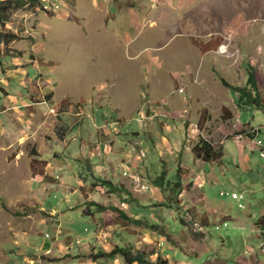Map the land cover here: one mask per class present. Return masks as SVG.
<instances>
[{
  "label": "rangeland",
  "instance_id": "rangeland-1",
  "mask_svg": "<svg viewBox=\"0 0 264 264\" xmlns=\"http://www.w3.org/2000/svg\"><path fill=\"white\" fill-rule=\"evenodd\" d=\"M56 1L60 7L52 10L39 1L14 9L0 28L18 35L1 40L5 69L23 68L11 80L18 74L28 81L22 90L11 81L5 83L8 90L0 89V96H12L0 108V264H126L123 258H101L98 263L90 259L94 252L83 247L95 230L93 214L99 210L88 214V204L78 201L80 192L50 185L47 171L64 153L66 137L76 145L72 137L80 141L79 129H92L94 122L102 125L105 110L95 105L91 111L96 102H110L112 95L104 85L111 83L122 86L131 99H155L159 104L173 91L185 93L200 84L202 97L212 100L208 106L216 126L206 132L189 122L187 136L198 130L196 138L217 141V129L227 119H222L220 102L231 90L222 79L244 86L253 67L264 99V0ZM241 114L242 121L263 127L259 138L264 145V121L253 120L249 111ZM136 116L134 112L122 127L139 129ZM236 125L237 116L229 122L227 136L235 133ZM193 145L186 141L184 149L191 151ZM254 159V179L246 171L236 174L228 156L227 179L211 183L199 173L195 176L205 201L193 203L194 195L187 190L174 195L168 204L175 210L164 208L169 234L159 231L167 237L162 254H169V260L161 258L168 264H264V175L256 167H264V156L258 150ZM54 171L56 180L78 186L69 170ZM234 191L241 195V207L231 196ZM193 206L199 214L190 211ZM205 211L209 217L201 214ZM98 234L108 248V233ZM140 250L150 261L157 260L156 246Z\"/></svg>",
  "mask_w": 264,
  "mask_h": 264
},
{
  "label": "crops",
  "instance_id": "crops-1",
  "mask_svg": "<svg viewBox=\"0 0 264 264\" xmlns=\"http://www.w3.org/2000/svg\"><path fill=\"white\" fill-rule=\"evenodd\" d=\"M0 67L1 90H8V86L5 83L9 84L10 81L13 85L18 82L19 86L16 89L20 88L19 90L24 89V86H28V81L25 78L21 79L18 74L15 80H11L12 74L14 75V72H18L23 68L9 67V70H6V65L2 58H0ZM27 72L31 73L30 70ZM14 86L16 87V85ZM104 87L109 89L112 95L110 102H101L99 104L96 102L93 104V111H91L92 113L95 111V105H99L100 108L105 110L102 125L97 126L94 122L92 129H87V131L79 129L80 141L76 137H72L76 141V145H72L73 142L70 141L66 142L68 141L66 136L71 133L72 126L78 125L82 118L79 123L72 125L65 136V151L56 158L61 164L57 162L53 170L47 171V180L51 182L50 185L63 184V187L67 188L71 193L80 192L81 199H78V201L82 200L83 203L88 204V210H86L88 214H91L95 209L98 211L94 203H99L109 208L93 214L95 230L84 244L83 248H85V251L90 252L92 250L94 252L98 249L110 251L116 246L130 245L141 249V247L145 248L146 245H149L151 248L156 246V253L153 256L156 257L160 254L169 260V254L166 256L162 254V243L167 237L159 234L157 230L147 227L145 224L159 225L160 231L165 230L169 234L165 217L167 213L164 212V208L174 209L172 204H168L169 199L174 198V193L156 186L153 183V179L162 170H166L169 171L167 180L175 181L176 173L171 174L173 167L176 172L178 166L189 169L190 173L187 177L188 179H186L188 182L190 180L193 183V187L188 189L187 192L194 195L192 196L194 199L193 203L197 199L199 201L206 200L202 187L197 188V183H194L195 176L197 177L199 173L200 179L211 181V183L221 180V177H225L230 171V167L225 163L228 156L232 157L231 167L236 170V174H239L240 171H246V173L249 172L247 174L248 177L254 179V168L257 165H253L255 162L254 157L259 148L253 144L254 136L249 134V128L252 127V131L257 127H254L251 121L244 122L240 118L242 117V112L249 111L253 114V120L260 119V121H264V110L257 108L239 109L236 104L237 95L234 93V96L230 97L231 90H229L226 93L227 100L221 99L222 101L220 102L222 104L221 112L225 111L222 119L223 117L227 119H225L226 122L224 124H222L223 121L221 120L220 128L218 127L219 129H217L218 140L210 141L207 137L201 136L214 145L221 143L223 145V156L218 160L204 161L196 158L192 151L184 149L189 122L195 121L200 125L202 131L206 132L212 130L213 128L211 127L216 126V123L212 122L210 118L212 110L208 106L212 100L202 97L203 91L202 88L199 89V87H202L200 84H193V87H198V90H193V87H190L186 88L185 93L173 91L171 96L165 98L166 102L163 101L160 104L159 100L153 102L155 99L152 101L147 99L145 102L140 97H138L139 99L137 97V99H131L128 97V92L121 90L122 86L118 84L111 83L104 85ZM141 87V84L137 87L138 95L139 91H142ZM203 90L206 91V94L207 92L212 94L211 89L209 92L206 87H203ZM171 91L170 89L169 92L171 93ZM5 96H0V108L4 107L3 105L7 103L6 100L10 101L12 98L10 94ZM24 102L25 104H30L26 103V101ZM10 108L12 107L9 106L7 109ZM7 109L2 108L1 111L3 112ZM214 111L218 110L215 109ZM134 112L137 113L136 119L140 128L125 129L122 127L125 124L124 121L133 115ZM221 112H219V115H221ZM219 115L218 119H220ZM87 116L91 117L90 114H87ZM236 116L238 117V125L235 126V133L227 136L228 134L225 133L229 132L227 126ZM256 126L260 127V125ZM262 128H260L261 131H263ZM224 135L227 137L224 138ZM197 136L198 132L193 136L192 144L198 141L199 138H196ZM112 155L113 157H110ZM68 160L74 163H70ZM256 167L259 170L258 172H262L264 175V167L261 165ZM208 168L210 169L208 170ZM118 169L119 172H117ZM54 170H69L74 174L78 186L65 184L60 179L59 181L56 180ZM216 170L219 172L218 174ZM186 179L185 181H187ZM230 181L234 183L233 178ZM143 185H147V189L143 188ZM189 197L191 196L188 195V197L184 198L189 199ZM110 207H116L118 210L110 209ZM190 211H193L194 214H199L195 206L190 208ZM159 212L164 213L159 214ZM53 214L57 215L55 212ZM201 214L209 217L208 211ZM129 217L143 220L145 224L133 222ZM105 225L107 227H103ZM97 232L108 233L106 235L107 238L109 237L108 240H110L107 243L109 244L108 248H105L106 244L100 239V235H97ZM134 238L136 240L135 243ZM176 245H179L178 242ZM120 258H122L120 255H116L114 258H107L108 260L105 262ZM91 260L98 263L100 259Z\"/></svg>",
  "mask_w": 264,
  "mask_h": 264
},
{
  "label": "trees",
  "instance_id": "trees-1",
  "mask_svg": "<svg viewBox=\"0 0 264 264\" xmlns=\"http://www.w3.org/2000/svg\"><path fill=\"white\" fill-rule=\"evenodd\" d=\"M37 1L42 2V4L47 9L49 10L53 9V5L47 3L45 4V0H1L0 28L6 26L9 20V15L12 13L14 9L21 8L27 4H34ZM14 38H18V35L15 33H11L10 31L4 33L0 31V43L3 40L14 39ZM255 72H256L255 69L251 67L248 73L249 74L248 81L244 86L232 85L225 79H222L223 83L227 85L237 95L236 104L238 108L241 110L252 109V108L264 110V102L259 88V81ZM199 126L200 125L198 124V128ZM249 134L252 135L251 133ZM58 135L60 137L63 136L60 132ZM191 151L193 155L198 159H202L204 161H214V160H218L223 156V145L221 143L214 145L210 141L204 139L203 137H200L199 140L191 147ZM189 173H190L189 169L178 166L175 181L167 180V172L164 171L153 179V183L165 191L169 190L171 193H174V195L177 196L183 190H188L192 187V182L184 183ZM174 199L175 198H171L169 199V201L172 202ZM94 204H96L99 211H105L109 209L104 205H100L99 203H94ZM110 209L118 210V208L116 207H110ZM129 219L139 224H145V222L140 219H135L130 217ZM182 220L184 219L182 218ZM145 225L154 230H157L158 232L160 231L159 225L148 224V223H146ZM116 255H120L126 264H168V260L161 258L162 256L160 254L157 255L156 261H150L148 259V253L146 251L135 249L131 245L116 246L110 251L98 249L97 251L95 250L94 253H90L89 257L93 260H98L101 258L103 259L111 258Z\"/></svg>",
  "mask_w": 264,
  "mask_h": 264
},
{
  "label": "built area",
  "instance_id": "built-area-1",
  "mask_svg": "<svg viewBox=\"0 0 264 264\" xmlns=\"http://www.w3.org/2000/svg\"><path fill=\"white\" fill-rule=\"evenodd\" d=\"M46 3H53V5H54L55 4V0H45V4ZM193 129L196 130V126H194ZM197 132L199 133L198 130H197ZM190 133L191 132H189L188 133L189 136H187V145L188 146L190 145V141L193 140V136H194V135L191 136ZM259 133H260V128L259 127H257L255 130L251 131V134L254 136L253 144L259 148L261 154L264 156V145H263L262 139L259 138ZM224 194H225V192H221V195H224ZM231 196H232L233 199H236V200L239 201V206L241 207L242 206V203L240 202L241 195L234 191V192H232Z\"/></svg>",
  "mask_w": 264,
  "mask_h": 264
},
{
  "label": "bare ground",
  "instance_id": "bare-ground-1",
  "mask_svg": "<svg viewBox=\"0 0 264 264\" xmlns=\"http://www.w3.org/2000/svg\"><path fill=\"white\" fill-rule=\"evenodd\" d=\"M54 8H59L60 7V3H58L56 0H55V4L53 6Z\"/></svg>",
  "mask_w": 264,
  "mask_h": 264
}]
</instances>
